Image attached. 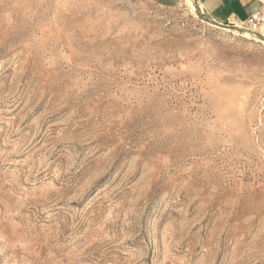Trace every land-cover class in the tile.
I'll return each mask as SVG.
<instances>
[{
	"label": "rangeland",
	"instance_id": "1",
	"mask_svg": "<svg viewBox=\"0 0 264 264\" xmlns=\"http://www.w3.org/2000/svg\"><path fill=\"white\" fill-rule=\"evenodd\" d=\"M0 0V264H264V0Z\"/></svg>",
	"mask_w": 264,
	"mask_h": 264
},
{
	"label": "crops",
	"instance_id": "2",
	"mask_svg": "<svg viewBox=\"0 0 264 264\" xmlns=\"http://www.w3.org/2000/svg\"><path fill=\"white\" fill-rule=\"evenodd\" d=\"M153 3L186 0H147ZM205 18L217 25H239L248 22L263 7V0H188Z\"/></svg>",
	"mask_w": 264,
	"mask_h": 264
},
{
	"label": "built area",
	"instance_id": "3",
	"mask_svg": "<svg viewBox=\"0 0 264 264\" xmlns=\"http://www.w3.org/2000/svg\"><path fill=\"white\" fill-rule=\"evenodd\" d=\"M259 14H255L253 15V17H251V19L248 21V23H252L258 16Z\"/></svg>",
	"mask_w": 264,
	"mask_h": 264
},
{
	"label": "water",
	"instance_id": "4",
	"mask_svg": "<svg viewBox=\"0 0 264 264\" xmlns=\"http://www.w3.org/2000/svg\"><path fill=\"white\" fill-rule=\"evenodd\" d=\"M219 26H228V25H219ZM228 27H230V26H228Z\"/></svg>",
	"mask_w": 264,
	"mask_h": 264
}]
</instances>
